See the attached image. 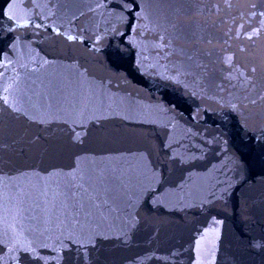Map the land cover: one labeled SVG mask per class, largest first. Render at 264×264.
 <instances>
[{
  "label": "water",
  "instance_id": "water-1",
  "mask_svg": "<svg viewBox=\"0 0 264 264\" xmlns=\"http://www.w3.org/2000/svg\"><path fill=\"white\" fill-rule=\"evenodd\" d=\"M109 2L0 0V236L40 264H264V0Z\"/></svg>",
  "mask_w": 264,
  "mask_h": 264
},
{
  "label": "snow or ice",
  "instance_id": "snow-or-ice-1",
  "mask_svg": "<svg viewBox=\"0 0 264 264\" xmlns=\"http://www.w3.org/2000/svg\"><path fill=\"white\" fill-rule=\"evenodd\" d=\"M133 2H134V0H119V3H117V0H110L109 3L100 4L98 6L99 7H111L113 4H115L116 7L113 8V11L110 13V15L116 17V19L119 22H121L122 24H126L127 16L131 15V13H132ZM16 7H17V5L15 3H9L8 4V11H4L3 16L7 17V19L9 21H15L16 13H15V11H13V9H15ZM137 16H139V13H137ZM27 23L28 22L25 20V24H27ZM36 27L39 28L40 25L37 24ZM9 30H11V29H9ZM132 31L133 32L136 31L135 26H132ZM257 31H258L257 29H253L254 33ZM112 32L114 35L121 37V40H120L121 44L125 43L123 40V36L125 35V33H121L119 27H113ZM57 34H59V33H57ZM238 35H239V33H238ZM248 38L251 39L252 37L249 36ZM67 39L69 41H73L75 39V37L70 35L67 37ZM100 39H101L100 37H97V41H99ZM132 43H133V41L131 39H129V41H127V44H132ZM13 47H15V45H13ZM94 50H96V49H94ZM115 54L117 56L122 54L121 49L119 47L116 48ZM228 59L231 60V57H229ZM251 71L255 72L256 69L252 68ZM241 75H244V73H241ZM5 91H7V89H5ZM4 103L5 104L8 103L6 98L4 100ZM253 103H255V101H253ZM235 107L236 106L233 105V108H235ZM38 123H44V121H38ZM37 139H39V137H37ZM214 223H219V221L214 220ZM67 238L72 239L73 242L78 243L81 248L86 249V244L81 243L78 240H75L71 234H69V236ZM199 243H200L199 241H196L197 247H199ZM0 245H3V247H9V245H11V247H9V251H12V252L22 251V252L28 254L22 258L12 256L13 260L21 259V264H40V261L45 259L43 256H39L36 254V248L37 247H47V245L41 241L31 239L27 236H25L23 238H16V239L10 241L7 238V234L5 233L4 236H0ZM253 246L264 247V238H261L259 241H255ZM2 250L3 249L0 248V251H2ZM53 250H55V249H53Z\"/></svg>",
  "mask_w": 264,
  "mask_h": 264
}]
</instances>
